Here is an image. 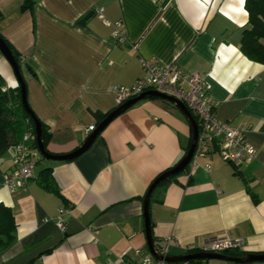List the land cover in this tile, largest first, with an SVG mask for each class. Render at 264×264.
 Masks as SVG:
<instances>
[{"label":"crops","instance_id":"0c3cea01","mask_svg":"<svg viewBox=\"0 0 264 264\" xmlns=\"http://www.w3.org/2000/svg\"><path fill=\"white\" fill-rule=\"evenodd\" d=\"M22 2L0 0V34L19 55L27 104L50 135L46 151L66 155L80 147L87 127L97 123L88 111L104 115L118 107L109 87L144 77L142 61L175 63L207 82L215 118L241 129L255 156L236 168L210 146L158 185L148 207L153 244L171 238L169 256H179L229 237L242 239L238 254L264 253V65L240 51L249 29L244 0H35L31 11H21ZM96 9L120 22L122 41L94 13L79 23ZM0 76L7 88L18 85L1 55ZM190 140L175 105L145 98L111 121L81 156L41 157L25 189L2 185L15 157L9 148L0 156V204L11 211L15 240L0 264L137 262L135 251L149 254L146 190L182 159ZM48 169L57 193L39 182ZM61 209L62 233L55 226Z\"/></svg>","mask_w":264,"mask_h":264},{"label":"built area","instance_id":"2783aa9c","mask_svg":"<svg viewBox=\"0 0 264 264\" xmlns=\"http://www.w3.org/2000/svg\"><path fill=\"white\" fill-rule=\"evenodd\" d=\"M95 17L104 25L112 26L113 36L122 41L120 22L110 23L103 14V9L94 10ZM142 69L145 76L137 79L130 85H113L108 91L114 96L117 106L127 100L133 99L146 91H157L171 96L186 107L197 119L198 135L192 159L203 157L210 146L218 147L221 158L240 168L251 161L255 156V150L244 139L243 131L233 127L229 123L218 121L210 107L207 91L209 85L196 74H187L175 63L161 65L154 61H142ZM5 91V89H3ZM94 126L86 129L87 133L94 130ZM35 134L31 127H26L19 143L14 146L15 157L11 169L4 176L2 185L8 190L25 189L34 178V170L41 156L36 145L33 144ZM191 159V160H192ZM205 168L208 170L209 166ZM64 213L61 209L57 215L55 226L61 233L64 232ZM172 239H162L156 246L155 252L163 257L169 256ZM175 246H179L174 242ZM242 246V239L213 238L203 242L197 252L225 254L238 250ZM135 263L119 257L114 264H170L164 260H156L150 254L140 255ZM226 255V254H225Z\"/></svg>","mask_w":264,"mask_h":264},{"label":"trees","instance_id":"16d2710c","mask_svg":"<svg viewBox=\"0 0 264 264\" xmlns=\"http://www.w3.org/2000/svg\"><path fill=\"white\" fill-rule=\"evenodd\" d=\"M34 2L35 0H23L20 7L21 11H31ZM244 9L247 13V25L249 26V29L242 33L240 51L250 61L264 65V0H244ZM0 37L7 45L14 60L20 67L19 55L1 34ZM3 89H5V91H3ZM146 98L155 99V97L150 96ZM107 115L108 113L100 115V120L94 127H96L97 124ZM190 115L195 123L198 124L196 117H194L192 113H190ZM40 124L41 140L46 150L50 135L47 131V127L41 122ZM26 127H31L34 133L33 122L21 106L19 86L17 85L15 88H7L3 78L0 76V156H2L9 148L14 147L19 143ZM33 144L36 145V139L33 140ZM175 176L166 179L161 184L169 182ZM39 180L41 186L45 190L57 193V190L53 186L50 169L41 171L39 174ZM14 232L15 223L11 211L9 208L0 204V254L13 244L15 240ZM236 251L237 250H235V252H226L225 254L231 257L244 256V253L238 254ZM193 253H197V251H189L187 254ZM198 262L200 261H191L188 263L196 264Z\"/></svg>","mask_w":264,"mask_h":264},{"label":"water","instance_id":"95a60500","mask_svg":"<svg viewBox=\"0 0 264 264\" xmlns=\"http://www.w3.org/2000/svg\"><path fill=\"white\" fill-rule=\"evenodd\" d=\"M92 15H93V12H89L87 15H85L80 20L79 23L83 24ZM0 55L5 59V61L10 66L13 72V75L15 77V80L19 86L21 106L33 122L34 134H35V139H36V147H37L39 154L44 160L62 162V161H70V160H73L81 156L91 147L95 139L102 133L104 128L111 121H113L116 117L121 115L127 109H129L130 107H132L133 105H135L136 103L145 99L148 96L162 99V100L168 101L172 103L173 105H175L178 108V110L182 113V115L186 118L191 128V140H190L188 149L185 152L182 159L174 167H172L171 169L165 171L164 173L156 177L153 180V182L150 184L143 198L142 207H143V219H144V232H145L146 246H147V250L149 254L156 260H164L165 262L170 263V264H183V263H188L191 261H208V260H223V261H229V262L240 263V264L249 263V262H264V253H261V254L249 253L243 257H231L225 254L197 252L193 254H185V255H179V256L170 255V256L163 257V256L158 255L155 252L153 239L151 236L149 212H148L150 195L153 192V190L163 181H165L166 179L172 176L179 174L185 169V167L189 164V162L192 159L196 141H197V135H198L197 124L195 123L194 119L192 118L189 111L186 109V107L183 105L182 102H180L179 100L171 96L165 95L157 91H146L133 99L125 101L124 103L116 107L114 110H112L110 113H108V115L97 124V126L88 135V137L85 139V141L81 144L80 147H78L77 149H75L74 151L66 155H53V154L48 153L44 148V145L41 140V124L27 104L26 88H25V84H24V81L21 75L20 67L17 65L16 61L13 58L11 51L9 50L5 42L1 39V37H0ZM88 113L95 122H98L100 120V115L98 113H91L89 111Z\"/></svg>","mask_w":264,"mask_h":264}]
</instances>
